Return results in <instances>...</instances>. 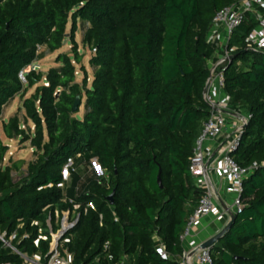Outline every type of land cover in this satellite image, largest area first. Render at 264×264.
<instances>
[{
    "label": "trees",
    "instance_id": "trees-1",
    "mask_svg": "<svg viewBox=\"0 0 264 264\" xmlns=\"http://www.w3.org/2000/svg\"><path fill=\"white\" fill-rule=\"evenodd\" d=\"M238 1L0 0V117L20 95L24 124L34 126L24 128L15 114L3 131L8 139L29 140L36 155L27 174L14 180L17 165H4L9 146L0 137V231L17 229L18 239L30 233L21 247L45 254L50 238L39 247L33 243L39 228L50 216L76 210L80 217L68 243L73 264H117L124 255L125 264H178L160 258L154 235L172 255L182 251L180 235L202 195L190 160L210 115L204 89L214 47L207 35L216 14ZM78 21L89 23L83 44L96 49L90 85L87 77L76 80ZM257 25L248 13L233 32L230 45L237 49L224 70L223 91L233 107L251 114L231 155L242 167L258 168L244 180L242 211L213 246L215 264H264V51L245 44ZM69 26L74 59L59 54V66L31 70L25 85L22 70L43 57L41 46L60 49ZM92 158L104 175L83 181L81 166ZM70 162L75 168L65 179ZM11 257L0 247V260Z\"/></svg>",
    "mask_w": 264,
    "mask_h": 264
},
{
    "label": "built area",
    "instance_id": "built-area-1",
    "mask_svg": "<svg viewBox=\"0 0 264 264\" xmlns=\"http://www.w3.org/2000/svg\"><path fill=\"white\" fill-rule=\"evenodd\" d=\"M252 13L258 23L257 27L246 38V49L264 51V0H241L221 9L215 16L207 35V41L214 47V55L209 60L210 80L204 100L209 106L210 115L203 122L197 137L190 160V171L197 186L202 190L200 200L190 214L187 224L180 235L182 251L172 255L161 237L156 233V251L164 261L175 259L178 264H215L213 246L208 240H197L194 228L207 215H216L220 219L232 218V213L242 211L244 202V180L258 168L255 163L250 167H242L237 163L231 152L235 150L241 140L244 126L251 114L242 106L233 107L231 96L225 93L224 70L232 61L237 47L230 45L235 29L245 20L246 15ZM96 49H93V53ZM37 70L35 63L28 65L20 74L22 81H26L25 74ZM46 85L48 83H45ZM226 111L234 112L235 115ZM211 173L228 180L226 191L232 194L230 201L220 202V195L211 179ZM92 206V204H89ZM79 204L74 208L78 209ZM74 211H63L62 215L51 216L45 228H39L37 237L33 240L39 247L40 240L50 238L48 251L44 254L40 250L30 254L21 247V242L30 237V233L23 234L18 239L17 229L11 233L0 231V247L8 249L10 259L0 260V264H73L74 254L69 250L71 230L78 223L80 214ZM116 220H118L116 218ZM57 227V228H56ZM110 243L104 244L109 249ZM100 257L96 258L99 261ZM128 256L124 255L117 264H125Z\"/></svg>",
    "mask_w": 264,
    "mask_h": 264
},
{
    "label": "rangeland",
    "instance_id": "rangeland-1",
    "mask_svg": "<svg viewBox=\"0 0 264 264\" xmlns=\"http://www.w3.org/2000/svg\"><path fill=\"white\" fill-rule=\"evenodd\" d=\"M89 23L78 21V29L75 34V41L77 43V51L81 56L80 61H75L76 65V80L82 84L85 77H87L88 85L91 84L94 78V66L90 64V59L93 56L92 50L86 45L83 44L82 39L86 29L88 28ZM67 42L63 44V46L54 51L50 52L46 46H41L39 48V53L43 55L42 58L35 61L37 65V71H42L46 73L51 67L59 66L60 62H57V56L61 53L68 54L72 58L74 57V48L73 43L70 41V26L68 28ZM74 59V58H73ZM45 81V79H44ZM26 85L27 81H23ZM35 86L28 88V91L25 97H29L34 92ZM85 99L83 100V104L80 108V111L77 113V117L82 118L86 108L84 105ZM17 114L23 124L24 128H28L31 126L32 130L34 129L33 123L31 120H28V124H24V120L26 118L25 108L23 107V97L20 95H16L4 108L3 113L0 117V137L4 141L5 144L9 146V150L4 158V165H12L16 164L13 170V178L14 180H19L27 174L28 164L36 158L35 149L31 146L29 140L22 141L20 137H16L14 139H8L3 131V124L8 120V118L12 115ZM75 168V165H72L70 162L67 166H65L63 174L64 178L67 179L70 173V169ZM80 174L85 181L88 178H96L98 176H103V170L97 161L96 158H92L89 164H86L85 161L81 166Z\"/></svg>",
    "mask_w": 264,
    "mask_h": 264
},
{
    "label": "crops",
    "instance_id": "crops-1",
    "mask_svg": "<svg viewBox=\"0 0 264 264\" xmlns=\"http://www.w3.org/2000/svg\"><path fill=\"white\" fill-rule=\"evenodd\" d=\"M211 179L220 195L221 204L223 205L226 200L230 201L233 195L226 191L228 180L224 177L216 175L215 173H211ZM228 222L229 220L226 218L220 219L216 215H207L203 217L200 223L195 226L193 231L194 237L197 240L212 239L224 229Z\"/></svg>",
    "mask_w": 264,
    "mask_h": 264
},
{
    "label": "water",
    "instance_id": "water-1",
    "mask_svg": "<svg viewBox=\"0 0 264 264\" xmlns=\"http://www.w3.org/2000/svg\"><path fill=\"white\" fill-rule=\"evenodd\" d=\"M66 42H67V39L64 40V43H66ZM210 77H211V75H210ZM210 77H209V79L207 81V84L205 86L204 93L208 89ZM80 104H81V98L78 96L76 98L75 103H74V108H73L74 111H76L78 109ZM226 112L228 114L235 115L234 112H231V111H226ZM157 180H158V183H159L160 187H163V179H162V170L161 169L159 170V173H158V176H157ZM115 194H116V190H113V192L108 196V200L110 201L111 205H114V203H115ZM235 217H236V215L232 213V218L228 222V224L224 227V229L220 233H218L215 237H213L209 241V243L215 244L220 238H222L232 228Z\"/></svg>",
    "mask_w": 264,
    "mask_h": 264
}]
</instances>
